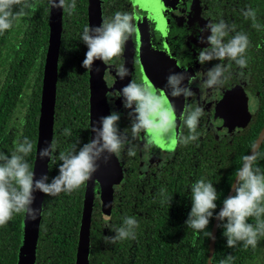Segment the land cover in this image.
<instances>
[{
	"label": "flooded vegetation",
	"instance_id": "af4514ba",
	"mask_svg": "<svg viewBox=\"0 0 264 264\" xmlns=\"http://www.w3.org/2000/svg\"><path fill=\"white\" fill-rule=\"evenodd\" d=\"M40 1L37 22L40 24L41 32L35 28V33L32 31L28 33L29 37L36 35L39 40L37 60L32 65L34 68L26 75L27 79H30V84L23 89L22 99L18 102L16 110L13 112L10 110L7 121L0 123V126L5 125L0 132V153L11 155L15 141L24 138L23 133L28 126L33 101L34 105L37 104L38 119L33 165L37 151L41 99L53 10L49 7L48 0ZM93 1L76 0L77 7L71 15L63 12L62 9L59 10L60 34L51 138V141L56 142L57 156L60 152L78 151L93 136L90 131L93 71L82 67L88 49L81 40L84 27H92L93 13L100 16V24L102 18H111L117 11L129 12L135 17L137 33L127 43L125 52L118 62L123 64L131 75L120 80L116 76L114 67H107L98 61L100 69L98 73L102 79L99 88L103 92V97L100 96L101 114L107 116L113 111L120 113L119 127L121 131L129 128L130 139L128 110L123 107L122 97L116 99L115 92L122 89L133 78L137 82L147 83L145 79L147 65L155 68L154 71L158 68L161 70L150 73L155 82L157 79L167 82L165 79L171 73H182L187 70V75H195L196 72L207 71L215 63H219V61H213L202 66L197 60V49L209 46L201 44L198 40L199 29L204 28L208 22H218L223 19L230 25L234 24L236 31L248 36L251 45L247 53L249 66L244 69L248 79L245 81L239 77L240 69L233 63L230 79L211 102L201 96L196 84L192 86L196 96L190 98L188 103L193 107L203 106L206 113L198 127L200 133L198 141L187 146L178 144L164 148L155 140L151 151L152 158L150 161H145L144 153L140 150L143 147L142 141L135 140L133 143L139 146L136 156L128 157L125 154L120 160L115 158V170L112 172V177L108 176L103 185L95 183L92 178L74 193H61L57 197L44 195L34 264H46L39 261V244L41 232L49 233L46 229L41 230L43 216L45 214L50 216L47 213L49 210H52V213L59 218L56 224H61L66 215L79 216L77 237L74 236L76 241L63 237L67 234L64 231L65 227L56 228L57 233L62 236L60 239L62 245L59 244L61 254L58 255L61 263L54 264H72L73 256V263L76 264L82 217L87 194L90 193L92 203L88 264H91L92 250L96 245L101 246L108 255L107 260L112 263L115 256L124 258L126 243L128 242L132 247L135 246L141 228L145 227L149 221L153 222L158 237L166 235L158 238L160 245L171 247L173 231L180 230L184 232L187 252L194 254L197 248L198 250L202 248L203 234L187 228L185 224L192 207L191 184L203 179L214 185L220 194L217 201L218 213L223 206V200L235 195L231 185L236 180V170L243 163L242 157L250 154L251 144L264 131V15L262 18L256 17V23L262 24L259 29L254 28L253 21L243 15V12L249 8L254 10L258 7L260 0ZM208 35L210 32L204 33L205 38ZM199 83L200 81H197V85ZM38 85L37 97L34 96L33 89ZM178 101L183 102V112L184 98L180 97ZM183 132L185 135L188 134L186 128ZM162 159L166 160L164 167H160ZM60 163L59 159L53 163L48 159L46 175L49 177V182L59 175ZM256 166L264 172V155L258 158ZM169 199H172L171 205L168 202ZM105 215L111 217L108 223L114 227L122 226L125 217L136 218L139 223L136 239L106 244L103 240L104 236H115V233L110 227L105 226ZM23 217L24 214L14 216L12 221L0 228V231L6 230L5 233L0 232V264H17ZM214 222L213 218L208 228L211 233ZM142 224L144 225L140 228ZM217 230L219 231V226ZM94 232L99 234L94 236L95 239ZM68 236L71 238L72 235ZM261 249L262 254L256 259L255 264H264V238H262Z\"/></svg>",
	"mask_w": 264,
	"mask_h": 264
},
{
	"label": "clouds",
	"instance_id": "9594fccd",
	"mask_svg": "<svg viewBox=\"0 0 264 264\" xmlns=\"http://www.w3.org/2000/svg\"><path fill=\"white\" fill-rule=\"evenodd\" d=\"M48 5L52 9H62L69 15L77 7L76 0H48ZM36 6L37 0H0V35L11 31L22 18L32 15ZM243 15L253 21L254 28L261 27L256 23L255 10L249 8ZM134 20L133 14L117 11L111 18H102L99 26H85L81 40L88 50L82 67L98 73L100 69L95 65L100 61L107 67H114L120 80L129 77L130 71L118 62L127 43L137 33ZM199 32V42L209 45L197 49L199 64L203 66L213 61L219 63H215L207 71H198L195 75H187V70L169 74L166 91L149 83L137 82L133 78L115 92L116 99L122 97L123 107L128 110L131 139L129 128L121 131L119 127L121 114L113 111L110 115L99 118L90 130L94 135L78 151L60 152L57 156L56 142L52 140L38 153L39 159L47 158L51 163L57 159L61 161L59 175L52 178L51 182L47 175L36 178L28 160L34 145L27 137L15 141L11 155L0 153V228L5 227L17 215L26 214L35 221L41 211L33 207L35 193L40 192L50 197L74 193L92 180L99 170L101 160L107 164L113 156L117 160L122 159L125 154L128 157L136 156L139 146L133 143L135 140L142 141L143 147L140 150L144 153L145 161L152 158L151 151L156 138H162L173 146H187L198 141V127L206 113L203 106L193 107L188 103L190 98L196 96L192 86L196 84L201 96L206 97L209 102L215 100L230 79L233 63L240 69L239 77L246 81L248 77L244 69L249 66L247 53L251 46L246 34L236 31L234 24L230 25L223 19L208 22ZM205 32H210L206 38ZM197 81H200L198 85ZM169 96L184 98V109L179 117ZM185 128L187 135L183 132ZM250 153L242 157L243 163L235 172L236 180L231 185L235 195L223 200L218 213L217 201L220 194L214 185L203 179L191 184L192 207L185 222L187 228L208 239H214L213 234L208 231L210 221L214 218L221 222L219 226L224 230L228 248L243 244L245 249H256L261 238H264V172L256 166L258 158L264 155V135L251 144ZM162 161L160 167H164L166 163V160ZM168 202L171 205L172 199ZM110 219L105 215V226L110 227L115 236H104L106 244L136 239V230L139 228L136 218L125 217L120 227L108 223ZM253 219L255 223H250ZM232 260L233 257L228 255L220 264H229Z\"/></svg>",
	"mask_w": 264,
	"mask_h": 264
},
{
	"label": "trees",
	"instance_id": "16d2710c",
	"mask_svg": "<svg viewBox=\"0 0 264 264\" xmlns=\"http://www.w3.org/2000/svg\"><path fill=\"white\" fill-rule=\"evenodd\" d=\"M40 3L41 1L37 0L36 10L32 15L22 18L11 31L0 35V123L7 121L10 110L12 112L16 110L18 102L22 99L23 89L30 84V79L28 80L26 75L34 68L32 65L37 60L39 40L36 35L29 37L28 33L31 31L35 33V28L38 32H41L40 24L37 22ZM254 10L256 11L257 19L262 18L264 15V0H260L259 6L255 7ZM257 23L262 26L260 22ZM33 91L34 96L38 97L39 85ZM37 119L38 106L37 104L34 105L33 101L29 112L28 126L26 132L23 133V137L30 139L34 145L33 153L28 157L31 166L33 165L36 148ZM4 126H0V132ZM47 213L50 216L46 214L43 216L41 230L46 229L49 233L41 232L39 261L46 264L61 263L60 256L58 257V255L61 254L59 248L62 245L60 243L62 236L60 233H57L56 228L58 226L65 227L64 231L67 234L63 237L67 240L73 239L76 241L74 236L77 237L79 216L66 215L63 217L61 224H56L59 218L52 213V210H49ZM249 222L255 223L254 219ZM223 231L219 226L213 264H220L228 255L233 257V260L229 264H255L256 259L262 254V238L255 250L251 247L245 249L243 244H239L235 248H228ZM0 232L5 233L6 230L3 229ZM68 235H72L71 238ZM94 236H99L98 232H94L93 238ZM164 236L166 235L158 237V232L154 229L153 222L149 221L145 227L141 228L135 246L132 247L128 242L126 243L123 252L124 258L115 256L112 263L107 260L108 255L101 249V246L98 247L96 245L92 250L91 264H207L209 239L204 235L202 248L200 247V250L197 248L194 254L187 252L183 231H173V243L171 247L160 245L158 238ZM13 240L18 245L17 240L15 238ZM5 243H7L6 240ZM2 251H5V249H2ZM71 262L74 264V256Z\"/></svg>",
	"mask_w": 264,
	"mask_h": 264
},
{
	"label": "water",
	"instance_id": "95a60500",
	"mask_svg": "<svg viewBox=\"0 0 264 264\" xmlns=\"http://www.w3.org/2000/svg\"><path fill=\"white\" fill-rule=\"evenodd\" d=\"M55 10L57 11L56 21H55V15H56ZM59 10L60 9L54 8L51 13L52 20H51L50 46L48 49L47 64H46V70H45L44 82H43L44 85H43V92L41 99V114L39 118V127H38L37 151L35 156V162L33 165V171L35 172V176L37 179L43 175H46L47 163H48L47 158L46 159L38 158L39 150L43 149L49 143H51V138H52V125H53V113H54L55 89H56L55 84H56V76H57V55L59 49V34H60ZM91 18H92V27L100 25L99 15L93 13ZM98 65L99 64L97 61L95 67H99ZM154 69L155 68H150L149 65H147V68L145 67V71H146L145 79L147 83L154 85L157 89L166 91L167 82L159 81V79H157V81L155 82L152 79L153 76H150L151 72L154 73L155 71H161L160 68H158V70L155 71ZM165 80L167 81V79ZM100 84H102V79L99 73H97L94 70L92 75V110H91L92 126L93 125L95 126L96 122L102 116L100 111L101 109L100 96L103 97V92L99 88ZM169 98L170 100L173 99L171 102L175 104L176 115L177 117H179V115L182 112L183 102L182 101L179 102L178 101L179 98L175 99L172 98L171 96H169ZM262 135H264V131L261 132L259 137H261ZM155 140L159 141V144L164 148L173 146L162 138H156ZM114 167H115L114 156L111 157L110 161L107 164H105L104 161L101 160L99 162V170L93 176L95 183L98 182L99 184L103 185L107 180L108 176L112 177V172L115 170ZM35 196H36V201L33 207L36 209H41L44 194L37 192L35 193ZM91 203H92V195L90 193L87 194V199L85 202V208L82 217V224L79 234V244H78V250L76 256V264H88L89 261V227H90V219H91ZM219 222L220 221L215 219L214 227L212 230L214 239H210L207 264H209V259L211 258H212L211 264H213L216 238L218 233L217 229L219 226ZM39 224H40V214L35 221L31 220L26 214H24L22 220V233H21V241L19 246L17 264H34L35 253L37 248Z\"/></svg>",
	"mask_w": 264,
	"mask_h": 264
},
{
	"label": "snow or ice",
	"instance_id": "6c2138e0",
	"mask_svg": "<svg viewBox=\"0 0 264 264\" xmlns=\"http://www.w3.org/2000/svg\"><path fill=\"white\" fill-rule=\"evenodd\" d=\"M159 143V141H157Z\"/></svg>",
	"mask_w": 264,
	"mask_h": 264
}]
</instances>
